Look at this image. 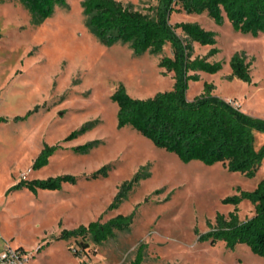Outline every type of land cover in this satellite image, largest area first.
Wrapping results in <instances>:
<instances>
[{"label": "rangeland", "instance_id": "rangeland-1", "mask_svg": "<svg viewBox=\"0 0 264 264\" xmlns=\"http://www.w3.org/2000/svg\"><path fill=\"white\" fill-rule=\"evenodd\" d=\"M83 1L65 0L40 19L20 0H0V117L7 120L0 123V242L21 247L31 256L27 264H129L141 245L142 264H264L243 244L228 250L222 241L199 240L217 214L233 210L223 199L237 194V188L252 191L264 180V160L255 176L246 178L221 163H184L130 126L118 128L112 94L119 85L135 99L172 90V73L159 67L163 57H172V48L167 43L160 54L135 55L129 44L103 43L87 22ZM116 1L152 17L160 9L154 0ZM168 22L195 23L215 34L212 47L191 42V57L216 48L208 61L219 62L221 70L200 72V80L189 81L187 100L202 92L204 82L212 83L215 96L264 119V32H236L226 18L218 25L205 13L173 12ZM235 54L250 63L251 83L229 77ZM253 136L259 150L264 133L254 130ZM88 143L89 149L74 150ZM44 145L59 148L46 166L32 170ZM102 169L105 176L86 179ZM137 173L139 180L123 203L106 211L120 185ZM61 175L77 182L36 194L11 190L20 180ZM237 208L241 221L254 213L248 201ZM131 213L129 231L101 244L89 242L84 251L79 240H56L62 230Z\"/></svg>", "mask_w": 264, "mask_h": 264}, {"label": "trees", "instance_id": "trees-1", "mask_svg": "<svg viewBox=\"0 0 264 264\" xmlns=\"http://www.w3.org/2000/svg\"><path fill=\"white\" fill-rule=\"evenodd\" d=\"M22 4L40 19L49 18L55 6L65 5V0H20ZM160 4L156 17L124 7L116 0H84L83 13L99 39L108 45L121 41L129 44L135 55L146 52L162 53L169 43L172 57H163L159 67L165 73H172L173 88L158 92L147 99L131 98L123 85L111 96L117 105V127L130 126L141 136L150 140L157 148L175 154L184 163L196 160L205 165L221 163L229 172H239L246 178H253L264 160V143L259 150L254 147L253 131L264 133V119L242 112L223 98L215 96L212 83H203V90L191 101L186 98L189 81L200 80L199 73L215 74L221 70L219 62L210 63L208 58L217 53L211 48L204 57H191V42L212 47L215 34L195 23L179 22L171 25L168 20L173 12L185 14L205 13L216 24L223 19L233 30L257 36L264 32V0H154ZM185 36L181 39L175 31ZM250 63L244 54H235L230 59V78L251 83ZM35 111H29L16 121L26 119ZM7 120L0 117V123ZM82 130L69 134L64 141L72 140ZM91 143L74 148L85 151ZM59 148L44 145L34 160L31 169L46 166L49 158ZM100 170L86 177L96 179L106 174ZM137 173L129 182L120 185L118 192L106 211L117 209L137 184ZM77 177L61 175L45 180H20L12 191L27 189L36 194L42 190H61L64 184H75ZM237 194L226 197L223 203L233 206L227 216L217 214L215 224H209L210 231L199 240H210L212 244L222 241L225 248L234 250L243 244L254 254L264 259V180L252 191L236 189ZM248 201L254 213L244 221L239 220L237 206ZM134 213L118 214L105 222L100 219L87 226L80 225L72 230H62L56 240H79L82 251L88 243L101 244L112 239L117 232L129 231ZM21 248V247H20ZM73 255H79L73 251ZM143 246H139L135 258L129 264H142Z\"/></svg>", "mask_w": 264, "mask_h": 264}, {"label": "built area", "instance_id": "built-area-1", "mask_svg": "<svg viewBox=\"0 0 264 264\" xmlns=\"http://www.w3.org/2000/svg\"><path fill=\"white\" fill-rule=\"evenodd\" d=\"M30 259L31 256L20 247L13 248L8 243L0 246V264H27Z\"/></svg>", "mask_w": 264, "mask_h": 264}, {"label": "crops", "instance_id": "crops-1", "mask_svg": "<svg viewBox=\"0 0 264 264\" xmlns=\"http://www.w3.org/2000/svg\"><path fill=\"white\" fill-rule=\"evenodd\" d=\"M223 99H225V98H223ZM226 100V99H225ZM247 114V113H246ZM4 243H8V242H5V241H3V242H0V246L2 245V244H4ZM9 244V243H8Z\"/></svg>", "mask_w": 264, "mask_h": 264}]
</instances>
